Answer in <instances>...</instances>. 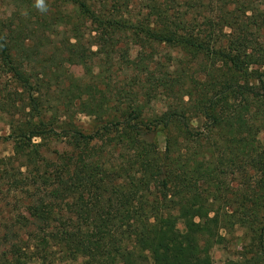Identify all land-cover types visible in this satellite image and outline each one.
Instances as JSON below:
<instances>
[{
	"label": "trees",
	"instance_id": "obj_1",
	"mask_svg": "<svg viewBox=\"0 0 264 264\" xmlns=\"http://www.w3.org/2000/svg\"><path fill=\"white\" fill-rule=\"evenodd\" d=\"M45 5L0 0V264H264V0Z\"/></svg>",
	"mask_w": 264,
	"mask_h": 264
},
{
	"label": "rangeland",
	"instance_id": "obj_2",
	"mask_svg": "<svg viewBox=\"0 0 264 264\" xmlns=\"http://www.w3.org/2000/svg\"><path fill=\"white\" fill-rule=\"evenodd\" d=\"M8 10L7 6H0V11L4 12ZM76 73H82L84 70V65L81 63H76L71 67ZM82 120H87V116H82ZM200 124L201 120L195 121ZM4 122L0 120V134L5 133ZM11 153V143L0 141V157L7 156ZM239 233L234 235H228L226 241L223 245L215 246L212 249V256L215 264H223L227 260H235L239 258L240 252V239L238 238Z\"/></svg>",
	"mask_w": 264,
	"mask_h": 264
},
{
	"label": "clouds",
	"instance_id": "obj_3",
	"mask_svg": "<svg viewBox=\"0 0 264 264\" xmlns=\"http://www.w3.org/2000/svg\"><path fill=\"white\" fill-rule=\"evenodd\" d=\"M36 7L44 11L46 9L45 0H36Z\"/></svg>",
	"mask_w": 264,
	"mask_h": 264
}]
</instances>
